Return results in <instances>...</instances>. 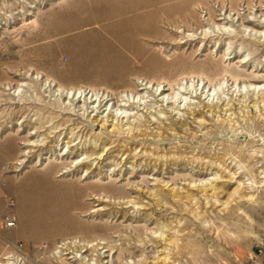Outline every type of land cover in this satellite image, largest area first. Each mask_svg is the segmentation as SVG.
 Instances as JSON below:
<instances>
[{
	"label": "rangeland",
	"instance_id": "rangeland-1",
	"mask_svg": "<svg viewBox=\"0 0 264 264\" xmlns=\"http://www.w3.org/2000/svg\"><path fill=\"white\" fill-rule=\"evenodd\" d=\"M262 253L264 0H0V264Z\"/></svg>",
	"mask_w": 264,
	"mask_h": 264
},
{
	"label": "built area",
	"instance_id": "built-area-1",
	"mask_svg": "<svg viewBox=\"0 0 264 264\" xmlns=\"http://www.w3.org/2000/svg\"><path fill=\"white\" fill-rule=\"evenodd\" d=\"M7 224L10 226V225H12V222H8ZM250 258L254 262V264H264V255H263L262 260L260 262H258V263H256V260L258 258V256L256 254L251 255Z\"/></svg>",
	"mask_w": 264,
	"mask_h": 264
},
{
	"label": "crops",
	"instance_id": "crops-1",
	"mask_svg": "<svg viewBox=\"0 0 264 264\" xmlns=\"http://www.w3.org/2000/svg\"><path fill=\"white\" fill-rule=\"evenodd\" d=\"M263 253H262V255L261 256H259L258 258H257V260H256V263H258V262H260L261 260H262V258H263Z\"/></svg>",
	"mask_w": 264,
	"mask_h": 264
},
{
	"label": "bare ground",
	"instance_id": "bare-ground-1",
	"mask_svg": "<svg viewBox=\"0 0 264 264\" xmlns=\"http://www.w3.org/2000/svg\"><path fill=\"white\" fill-rule=\"evenodd\" d=\"M31 7V6H30ZM195 19V17H193Z\"/></svg>",
	"mask_w": 264,
	"mask_h": 264
}]
</instances>
